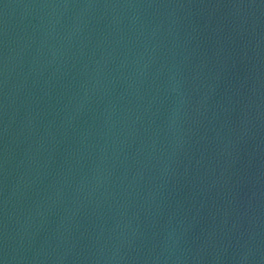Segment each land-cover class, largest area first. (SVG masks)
<instances>
[{
    "label": "water",
    "instance_id": "95a60500",
    "mask_svg": "<svg viewBox=\"0 0 264 264\" xmlns=\"http://www.w3.org/2000/svg\"><path fill=\"white\" fill-rule=\"evenodd\" d=\"M0 264H264V0H0Z\"/></svg>",
    "mask_w": 264,
    "mask_h": 264
}]
</instances>
